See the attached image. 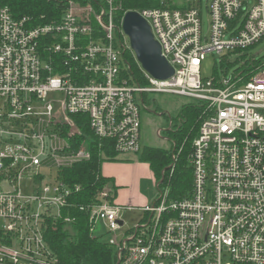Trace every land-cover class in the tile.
Returning <instances> with one entry per match:
<instances>
[{
  "label": "built area",
  "instance_id": "2783aa9c",
  "mask_svg": "<svg viewBox=\"0 0 264 264\" xmlns=\"http://www.w3.org/2000/svg\"><path fill=\"white\" fill-rule=\"evenodd\" d=\"M53 1L58 9L36 23L0 0V264H67L46 235L57 227L74 234L81 214L89 236L111 247L114 264H264V69L244 82L227 71L200 74L208 53L237 54L264 38V0H206L207 33L202 0L133 10L173 68L167 79L142 69L144 85L122 75L131 48L120 1ZM151 92L203 107L182 160L190 185L173 190L181 150L172 151L154 177L155 200L122 231L120 212L131 207L114 202L110 182L94 202L76 204L80 184L62 171L90 159L95 140L103 162L111 160L107 150L114 159L139 155L140 113ZM53 93L61 97L49 99Z\"/></svg>",
  "mask_w": 264,
  "mask_h": 264
},
{
  "label": "trees",
  "instance_id": "16d2710c",
  "mask_svg": "<svg viewBox=\"0 0 264 264\" xmlns=\"http://www.w3.org/2000/svg\"><path fill=\"white\" fill-rule=\"evenodd\" d=\"M118 1L121 2L123 10H139L161 5L159 0ZM1 2L8 5L15 16H30L36 23L42 22L40 19L41 15L50 16V13L52 14L53 11L58 9V4L53 0H1ZM250 48L245 49L244 52ZM243 56H246L245 53ZM123 59L127 69L122 72V75L128 78L130 82L144 85L146 81L143 71L131 49L127 48L124 51ZM260 69H264V58L256 59L250 56L245 58L243 65L237 68L233 74L240 77L241 80L239 82H244L250 75ZM216 76H219L218 73H216ZM202 113L203 107L200 103H186L180 110L177 122L167 129L168 137L173 142V145L169 149L144 147L138 155L139 160L149 163L155 177H159L161 170L170 161L171 152L181 150V160L176 165V171L171 180L174 191L178 192L181 184L182 186L190 185V173L184 163H182V160L189 151L191 143L197 134ZM82 131L85 135L89 132L85 125L82 126ZM98 144L99 141L95 140L93 142L90 159L77 162L62 171L63 177L69 184H80V190L71 198L76 204L94 202L96 192L107 182L111 181L110 178L101 173L103 156L101 155L102 148L100 149ZM106 155L114 159L116 154L112 150H107ZM80 214L76 212L77 216ZM74 227L75 233L72 235L62 231L61 227H57L56 230H50L46 235L48 242L60 260L67 264H114L111 247L106 242L89 236L84 214H81V217L79 216Z\"/></svg>",
  "mask_w": 264,
  "mask_h": 264
},
{
  "label": "rangeland",
  "instance_id": "374dc122",
  "mask_svg": "<svg viewBox=\"0 0 264 264\" xmlns=\"http://www.w3.org/2000/svg\"><path fill=\"white\" fill-rule=\"evenodd\" d=\"M206 3V0H202L203 11L201 25L203 33H207L208 31V14L206 10ZM244 53L246 55L245 57L243 56ZM250 56H253L256 59L264 58V38H262L260 42L245 52H240L237 54L232 52L226 53L225 55L208 53L201 63L200 74L202 78H210L216 73L222 76V73L227 71L226 77L230 78L233 72L243 65L245 58H249ZM60 97L61 95L59 93H53L49 95V99H58ZM188 102L195 101L189 97L178 94L165 92L147 93L144 97L145 107L143 106L141 108L140 113L141 146L169 149L172 146V141L168 137L167 129L177 122L182 106ZM158 130H160V134L157 133ZM124 156H130L134 161H136L133 162L134 164L130 165H132V173L136 167L139 170L137 180L139 182L138 192L141 195V198H146L147 202H153L157 196V189L154 184V178L152 174H150L147 170V162L138 161L136 155H123L119 156L118 158ZM47 169L53 172L55 167L51 165ZM24 192L29 193L27 189H25ZM120 216L124 220V226L122 227L123 231L126 229H131L140 223L143 213L139 208H123L120 212ZM96 230L97 232H105L106 229L101 223L98 222L96 224ZM117 234L120 236L121 231H118ZM105 238H107V236Z\"/></svg>",
  "mask_w": 264,
  "mask_h": 264
},
{
  "label": "water",
  "instance_id": "95a60500",
  "mask_svg": "<svg viewBox=\"0 0 264 264\" xmlns=\"http://www.w3.org/2000/svg\"><path fill=\"white\" fill-rule=\"evenodd\" d=\"M122 30L143 70L158 79H167L173 75V68L162 56L160 45L154 38L148 22L139 13L127 11L122 20Z\"/></svg>",
  "mask_w": 264,
  "mask_h": 264
},
{
  "label": "crops",
  "instance_id": "0c3cea01",
  "mask_svg": "<svg viewBox=\"0 0 264 264\" xmlns=\"http://www.w3.org/2000/svg\"><path fill=\"white\" fill-rule=\"evenodd\" d=\"M136 157L138 161H141L139 160L138 155ZM133 162L136 161L130 156L116 157L115 159L106 160L101 164V173L111 179L109 182L114 189V202L116 204L124 207L139 208L141 210L142 207L151 202H147L146 198H141V195L138 192L139 182L137 177L139 175V170L136 167L134 172H131L132 165L130 164H134ZM146 166L148 172L152 174L154 178L155 175L148 162L146 163Z\"/></svg>",
  "mask_w": 264,
  "mask_h": 264
}]
</instances>
